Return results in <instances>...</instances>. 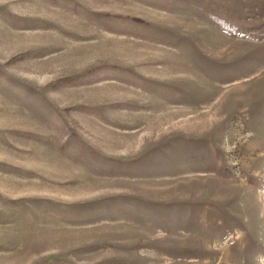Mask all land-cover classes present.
<instances>
[{
  "label": "rangeland",
  "instance_id": "rangeland-1",
  "mask_svg": "<svg viewBox=\"0 0 264 264\" xmlns=\"http://www.w3.org/2000/svg\"><path fill=\"white\" fill-rule=\"evenodd\" d=\"M0 264H264V0H0Z\"/></svg>",
  "mask_w": 264,
  "mask_h": 264
}]
</instances>
